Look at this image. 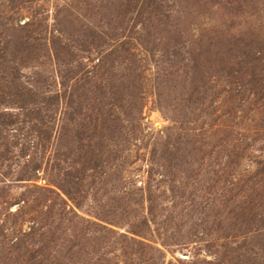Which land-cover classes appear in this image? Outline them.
<instances>
[{"label": "rangeland", "instance_id": "374dc122", "mask_svg": "<svg viewBox=\"0 0 264 264\" xmlns=\"http://www.w3.org/2000/svg\"><path fill=\"white\" fill-rule=\"evenodd\" d=\"M0 264H264V0H0Z\"/></svg>", "mask_w": 264, "mask_h": 264}]
</instances>
